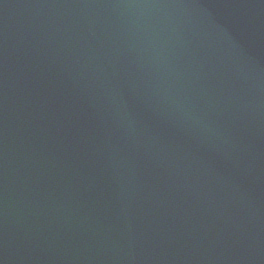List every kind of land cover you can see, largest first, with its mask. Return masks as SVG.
<instances>
[{"label":"water","instance_id":"1","mask_svg":"<svg viewBox=\"0 0 264 264\" xmlns=\"http://www.w3.org/2000/svg\"><path fill=\"white\" fill-rule=\"evenodd\" d=\"M0 264H264V0H0Z\"/></svg>","mask_w":264,"mask_h":264}]
</instances>
